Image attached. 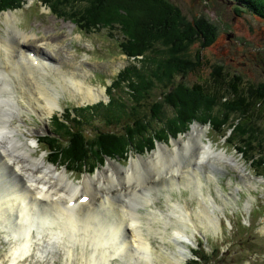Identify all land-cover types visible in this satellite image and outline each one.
Wrapping results in <instances>:
<instances>
[{
    "label": "rangeland",
    "instance_id": "374dc122",
    "mask_svg": "<svg viewBox=\"0 0 264 264\" xmlns=\"http://www.w3.org/2000/svg\"><path fill=\"white\" fill-rule=\"evenodd\" d=\"M23 1L24 6L21 7L22 9L11 10L16 14L15 24L18 29H20L28 38L36 39L35 43H25L27 44L26 48L41 49L46 54L50 55L52 64H56L58 67L52 71L49 69L36 68L33 64L22 62V64L33 68L28 80L26 79V84L28 85L27 91H32L35 83L41 79L43 85L48 87L47 92L50 94L52 91V94L56 95V98L58 99L57 102L59 103L58 105L60 106L55 109V112H53L52 115H44L42 122L38 116L30 110L28 104L24 102L25 99L27 100V96H20V93H23V88L19 85V80L11 79L9 76L15 72H9L8 77L0 82V95L5 103L2 113L4 118H9L7 120L11 121L14 125L19 123V127L22 129L23 134H26L27 136L26 139L33 140L34 138L36 140L37 137L47 133L51 127H54L55 122L53 120L51 121V117L55 115L61 116L63 114L62 118L68 119L67 109L70 108V106L84 105L88 102L83 100V97L79 92H70L71 88L67 89L64 86L68 84L66 77L67 74H65L64 71H71L74 74L77 73L75 74V79L84 80L94 90H102V94L99 97L100 99H98L102 100L104 103H107L108 100H112L109 108H117L120 106L118 103H123V108L126 111L125 113H127V116L124 115L122 117V119H125L124 121L113 123L111 125L96 122L100 120V118L95 114L94 116L88 115L89 112H86L87 115L80 116L82 121L95 122V125L103 130L109 128L113 130H122L127 123L129 126H132V120L136 118L138 113L139 116H145V119L150 121L155 129L159 130V126L162 125H159L154 119H151L153 118V115L152 112L149 111V104L155 98L154 96L163 88L153 89L155 84L151 80V77L149 78L151 85L149 91L151 92V95L145 99L139 100L140 105H136L134 98L131 95V90L127 87V83L119 77L116 85L110 88L107 95L105 94L106 87L110 84L112 79L117 78L118 71L132 62V59H128L117 49V41L121 38L117 29L100 26V29L92 28L90 31H83L75 26L76 23L73 20V17H71L72 11L70 9L64 13L67 15L66 17H61V15L57 16L56 14L51 13L47 2H42L40 0ZM113 1L116 2V0ZM170 2L173 3L174 6L179 7L185 18L189 20L195 16L205 14L215 23H224V25H222L224 27L219 28L218 35L211 44L201 46V43L199 42L201 40L195 39L193 41V44L188 50V53L191 52L192 56L191 54H187V57L194 60L195 51L201 48V58L198 59L199 64L194 66L196 69L195 71L188 70L184 73L185 75H175L173 78L175 84L183 82L187 86H190L192 82L201 83L202 78H205L206 80L211 79V68L218 63L223 66L224 69L222 70H230V73L241 74L246 83L252 81L255 83L258 81L264 82V21L261 18H257L256 16L253 17L248 12L236 14L232 9L233 7L231 4H227L222 0H170ZM8 10L9 9L0 11V18H4V13L8 12ZM0 34H6L5 25L1 21ZM241 46H245V48L241 50L242 53L244 50L246 56H243L237 51L238 47ZM154 47L160 52L163 49V46L159 42H157ZM138 65H140V63H138ZM14 69L16 68L14 67ZM56 72L59 73L57 74ZM39 74H42L41 77ZM137 79L138 78L134 76V80L137 81ZM134 97H136V95H134ZM15 98H17L18 103L22 104L25 108L19 107ZM94 101L97 102L96 100ZM33 102L35 101L33 100ZM91 102L95 103L93 101ZM132 104L134 105L132 106ZM128 105H130L133 110H131ZM70 111L72 110L70 109ZM171 111L173 112V109L168 107L165 110V114L168 115ZM77 112L81 113L79 111ZM18 113L20 115H18ZM255 117L258 119L257 123L263 130L261 136L262 145L264 146V110H261L260 112L256 111ZM70 123L71 121L68 122V124ZM191 124H194V121ZM190 125L188 131L174 135L175 137L169 135L167 136L166 141L159 140V143L167 144L170 148H173V140L179 139L180 137H186V135L192 131V126ZM84 126L88 128L89 124H84ZM198 126L203 129L201 139L204 143L210 141L212 149H216L215 151L223 150L227 155L234 157L235 160L237 159L236 162L240 166H236L235 164L231 166L226 161H222L223 165L221 166L219 164V157L214 155L204 158V162L200 160L197 163L195 159H192V161L195 162L185 160L181 165L173 167L174 170L176 169L173 173L174 178L172 180L174 181V188L170 192L169 199H167L166 190L161 187V183L165 185L167 181H164L163 178H159L157 179V186L151 185L148 187L146 182H144L147 179L145 173L152 166L145 164L146 161L140 162L139 166H134L132 169L130 175L131 182H134L135 180L138 181L136 178L141 179L142 184L138 186V189L141 190L142 197L145 196L144 193L150 194L153 197V201L149 203V206L137 207V211L142 215H140L142 221L140 227L144 233H149V241L156 255L163 256L170 251L176 252V247L170 240V237L171 239H175V236L172 235V228L177 226L181 227V224L185 223L187 225L185 231L191 238L192 242H182L184 247L186 246L190 249L189 252L185 251L187 256L186 259L182 261V264H188V262L193 259L194 249L198 248V245L201 242L209 252H213V250L216 251L217 249L220 255H222L216 264H264V173L261 171L264 169L262 167L261 170H257L254 167V163L246 158L244 155L245 152H241L242 149L238 148V146H241V141H238L236 146H233L231 143H223V139H220L218 135L209 132V127ZM165 127L169 128L168 126ZM17 135L20 140H25V137L21 133H18ZM1 141L4 142L9 151L12 150V147L7 142L5 136L1 138ZM36 144L37 145L32 150V154L37 157L44 156V159L48 158L45 151H41L39 143L36 142ZM157 148L158 147L154 145V149ZM256 148L258 151V145ZM196 150L195 147L194 151L196 152ZM135 152L136 151H131L128 157L131 156L133 158H138V155H135ZM153 152L150 153L153 154ZM151 154L147 155L146 153H141V157L146 158ZM207 161H210V163ZM18 162V175L28 187L32 190L35 189L28 182L29 174L26 172L27 170L25 168L27 167L31 169L30 167L32 166L25 164L20 157L18 158ZM45 162L47 161L45 160ZM117 162L124 167H128L130 163V161L123 159H119ZM1 163L2 161L0 160L1 172L9 175L7 169H5ZM53 166L58 170L65 169L69 179L74 183L83 180V177L88 175L85 173L81 175L76 171L72 172L67 164H55ZM215 166H218L221 169L215 170ZM98 167L99 166L96 168ZM102 167L103 166L99 168L101 169ZM154 170L155 169L152 168L150 172L153 173L155 172ZM141 171L145 173L143 174ZM93 173L91 174L94 175ZM135 174L136 176H134ZM117 177L115 178V184L122 181L119 174H117ZM10 180L11 179L5 180V177H0V189L1 186L5 184V181H8L9 183L11 182ZM152 187L155 189H152ZM35 196L38 197L39 195L35 194ZM101 197L103 198L104 196ZM112 197H116L117 201L118 197L115 194H113ZM126 201L128 200L122 202ZM64 202L67 203L66 199ZM91 202L92 199L89 197L88 204ZM176 202L179 207L175 205ZM182 204L185 205V207L182 206ZM73 206L69 205L68 207ZM203 206H205V208ZM83 207L84 206L76 207V212L81 214L80 210ZM202 207L204 211L202 210ZM45 208H50V206H46ZM95 208H98L97 203ZM152 208L159 209L161 210V214H164V216L162 215V219L150 215L154 220L151 224V227L154 229H156L158 225L159 227H162V221L165 219L174 220L173 225L168 224L166 226L163 241L159 237V234L154 233L152 230L149 231V215L146 216V214L147 211ZM170 209L173 210V215L170 213ZM182 212H186L185 220L179 216ZM103 213H106V211ZM197 213H200L204 217L205 213L210 217L215 214L217 216L218 227H212L209 225L208 228H203V226L198 225ZM130 230L131 228L126 225L124 229L125 236H131L132 230L131 232ZM40 234L42 238H44V233L40 232ZM33 235H35V231H33ZM37 242L38 240L35 239L36 244ZM45 242L46 241L41 244L46 246ZM80 242L81 241L75 239L69 240L65 234H61V237L58 240H55L51 247L47 248L49 250H46L42 256H40L36 250V247H41V245L35 244L33 246V251L24 256L19 263L83 264V256L84 254H87L86 248H88V245L86 244L85 246V244H81ZM10 246V238H5V229L0 228V264H9L7 253ZM68 246L72 250L70 257L66 256L65 248L67 249ZM176 254L178 253L176 252ZM158 256L157 259L153 257L154 263L163 264ZM125 259L126 258L124 257L117 256L111 259L110 264H127L125 263ZM134 259V264H138L136 262L137 254L134 255ZM144 261L145 259L141 258V262ZM198 264H204V262H199Z\"/></svg>",
    "mask_w": 264,
    "mask_h": 264
},
{
    "label": "bare ground",
    "instance_id": "6f19581e",
    "mask_svg": "<svg viewBox=\"0 0 264 264\" xmlns=\"http://www.w3.org/2000/svg\"><path fill=\"white\" fill-rule=\"evenodd\" d=\"M15 20L16 14L11 9L4 13V18H0V21L6 28V34H0V82L8 77L9 72H15L9 76L11 79L19 80V85L23 88V93H20V96H27V100L23 99L24 102L28 104L30 110L43 122L44 115L50 116L55 112V109L60 107L57 102L58 99L55 94H52L51 90L50 94L47 92L48 87L43 85L41 79L40 81L37 80L38 82L35 85L33 84L32 91H27L28 85L26 84V79L28 80L33 68L22 64V62L33 64L36 68L52 71L58 67L56 64H52L50 55L41 49L26 48L27 44L25 43H35L36 39L28 38L23 34L16 26ZM56 73L58 74L59 72ZM64 73L67 74V83L69 84L64 86L67 89L71 88L70 92H79L83 100L88 102L97 100L101 96L102 90H94L84 80L75 79V74L77 73L74 74L71 71H64ZM41 75L39 74L40 77ZM111 81L113 82V79ZM15 100L19 107L25 108L22 104L18 103L17 98ZM121 104L123 103H118V105ZM4 105V99L0 95V155L2 157H0V160L3 167L9 173V175L4 172L2 173L0 169V177H5V180L11 179L10 185L8 181H5V184L0 189V228L5 229V238H10L11 240V246L7 253L9 264H20L19 261L33 251V246L36 244L35 239L38 240L36 245L40 244L41 247H44H36L37 253L42 256L46 250H49L47 248L51 247L53 242L61 237V234H65L69 240H79L81 244L88 245V248H86L87 254L83 256V264H110L111 259L117 256L126 258L125 263L127 264H134V255L136 254V262L138 264H155L153 257L157 259L158 255H156L154 249L151 247L149 233H144L140 227L142 225H140L142 215L137 211L138 206H149V203L153 201V197L146 193L142 197L141 190L138 189V186L142 184L141 179L136 178L138 181L131 182L130 175L134 166H139V163L142 161H146L145 164L151 165L152 167H148L147 172H144L147 176L144 182H146L148 187L151 185L157 186V179L163 178L167 183L165 185L161 183V187L166 190L167 199H169L170 192L174 188V181L172 180L176 169L174 170L173 167L181 165L185 160L196 161L197 163L200 160L204 162V158L214 155L219 157V164L221 166L223 165L222 161H226L231 166L233 164L240 166L236 162L237 159L235 160L234 157L227 155L223 150L215 151L216 149H212L211 142L204 143L201 139L203 129L195 124L196 122L194 121V124L190 123L192 131L186 137L173 140V148H170L167 144H159V140L156 139L154 145L158 148L154 149L153 147L148 150L151 153L154 151L153 154L150 153L151 155L146 158L139 156L138 158H133L130 156L128 167H124L119 162L113 161L115 158L105 156L103 162L99 165V167L103 166L101 169L95 167L91 172H94V175L86 171L85 173L88 175H85L83 180L74 183L69 179L65 169L58 170L52 164L45 162L44 156L37 157L32 154V150L37 145L36 141L26 139L27 136L23 134L19 123L14 125L11 121L7 120L9 118H4L2 113ZM18 115L20 114L18 113ZM181 132L184 131H178L175 135ZM18 133H21L25 137V140H20L17 135ZM3 136L7 138V142L12 147L11 151L1 141ZM195 147L197 149L196 152L194 151ZM131 151L135 150L131 148L128 155ZM19 157L25 164L32 166L30 167L31 169L25 168L29 174V184L35 188L33 190L18 175ZM192 159H195V161H192ZM152 168L155 169L153 173L150 172ZM214 169L219 170L221 168L215 166ZM117 174L121 176L122 183L118 182V184H115ZM152 189L155 188L152 187ZM35 194L39 195V198ZM113 194L118 197L117 201L116 197H112ZM81 196H86L87 199L81 202ZM101 196L104 197L102 198ZM89 197L92 199V202L88 204ZM65 199L67 203L64 202ZM124 200H128L126 201L127 203L122 202ZM96 203L98 208H95ZM177 204L176 202L175 205L177 206ZM69 205L75 206L68 207ZM46 206H50V208H45ZM80 206L84 207L80 210L81 214H78L75 208ZM182 206L185 207L183 204ZM203 207L205 208V206ZM203 207L202 210L204 211ZM104 211L106 213H103ZM160 211L159 209L152 208L147 211L146 216L149 215V231L152 230L154 233L159 234V237L163 241L166 226L168 224L173 225L174 220L165 219L162 221V227L158 225L154 229L151 227L154 220L150 215L162 219L164 214H161ZM170 213L173 215V210L170 209ZM179 216L185 220L186 212H182ZM196 216L197 222H199L198 225L203 226V228H208L209 225L218 227L217 216L215 214L210 217L205 213L204 217L200 213H197ZM126 225L132 230L131 236H125L124 234ZM181 225V227L172 228V235L175 236V239H171L170 237L178 254L169 250L170 252L166 251L165 255H159L158 258L161 259L163 264H182V261L187 256L185 251H190L188 247H184L183 245V243L191 241V238L185 231L187 225L185 223ZM33 231H35V235H33ZM40 232L44 233V238H42ZM44 241H46V246L41 244ZM65 250L66 256L70 257L71 248L68 246ZM141 258H144L145 261L141 262Z\"/></svg>",
    "mask_w": 264,
    "mask_h": 264
},
{
    "label": "trees",
    "instance_id": "16d2710c",
    "mask_svg": "<svg viewBox=\"0 0 264 264\" xmlns=\"http://www.w3.org/2000/svg\"><path fill=\"white\" fill-rule=\"evenodd\" d=\"M40 1L47 2L51 13L57 16L66 17L64 13L70 9L76 26L82 30L90 31L104 26L119 31L121 38L117 41V49L134 62L118 71L110 87L117 83L118 77L127 81L136 105H140L139 100L151 95L150 77L155 84L153 89L163 88L149 104V111L153 115L151 119L162 125L159 130L145 116L137 113L132 126L127 123L122 130L107 131L95 126L97 132L92 136L87 135V130L80 125L83 124L80 116L83 115L82 111L95 106L79 108L82 111L72 118V126L64 122L67 119L54 116L56 124L52 128V135L44 134L38 138L47 151L48 161L67 164L72 171L91 173L105 156L126 159L130 148L140 154L145 153L154 147L156 139L166 141L169 135L175 137L176 132L188 130L190 123L196 121L209 124L219 138L226 136L225 143L236 146L241 141V146H238L241 152H245L244 155L254 163L256 169H264L263 130L255 117L256 111L264 110V105H261L264 104L263 81L246 83L241 74L222 70L223 66L218 63L211 68V79L202 78L201 83L193 86L183 82L174 83L175 75L195 71L194 66L199 64L201 48L195 51L194 60L187 57V54L192 56L188 50L193 41L201 40V46L211 44L219 28L224 27L223 22L215 23L205 14L189 20L170 0H116L117 3L113 0ZM222 1L231 4L236 14L248 12L264 21V0ZM23 6V0H0V11ZM157 42L163 46L161 52L154 47ZM244 48L238 47L237 51L246 56L241 50ZM134 76L138 78L137 81ZM123 105L117 108L107 105L100 115L107 124L119 123L122 116L127 114ZM168 107L173 112L166 115ZM70 114L67 111V116ZM88 115L94 116L92 111ZM216 251L209 252L204 247L195 250L196 258L188 264H216L222 256Z\"/></svg>",
    "mask_w": 264,
    "mask_h": 264
},
{
    "label": "snow or ice",
    "instance_id": "6c2138e0",
    "mask_svg": "<svg viewBox=\"0 0 264 264\" xmlns=\"http://www.w3.org/2000/svg\"><path fill=\"white\" fill-rule=\"evenodd\" d=\"M80 199H81V202H83L84 200L87 199V197H86V196H81ZM70 203H71V202H70Z\"/></svg>",
    "mask_w": 264,
    "mask_h": 264
},
{
    "label": "water",
    "instance_id": "95a60500",
    "mask_svg": "<svg viewBox=\"0 0 264 264\" xmlns=\"http://www.w3.org/2000/svg\"><path fill=\"white\" fill-rule=\"evenodd\" d=\"M198 125H201V124H199V123H198ZM159 144H160V143H159ZM137 155H138V154H137ZM138 156H140V155H138ZM107 160H108V161H110V159H109V158H107Z\"/></svg>",
    "mask_w": 264,
    "mask_h": 264
},
{
    "label": "flooded vegetation",
    "instance_id": "af4514ba",
    "mask_svg": "<svg viewBox=\"0 0 264 264\" xmlns=\"http://www.w3.org/2000/svg\"><path fill=\"white\" fill-rule=\"evenodd\" d=\"M193 84H196V83H192V85H193Z\"/></svg>",
    "mask_w": 264,
    "mask_h": 264
},
{
    "label": "clouds",
    "instance_id": "9594fccd",
    "mask_svg": "<svg viewBox=\"0 0 264 264\" xmlns=\"http://www.w3.org/2000/svg\"><path fill=\"white\" fill-rule=\"evenodd\" d=\"M206 46V45H205Z\"/></svg>",
    "mask_w": 264,
    "mask_h": 264
}]
</instances>
